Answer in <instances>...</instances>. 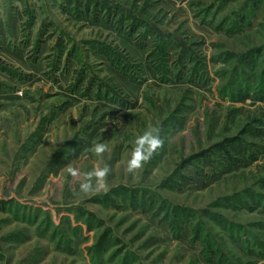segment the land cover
Returning a JSON list of instances; mask_svg holds the SVG:
<instances>
[{
  "label": "rangeland",
  "instance_id": "obj_1",
  "mask_svg": "<svg viewBox=\"0 0 264 264\" xmlns=\"http://www.w3.org/2000/svg\"><path fill=\"white\" fill-rule=\"evenodd\" d=\"M263 70L264 0H0V264H264Z\"/></svg>",
  "mask_w": 264,
  "mask_h": 264
},
{
  "label": "clouds",
  "instance_id": "obj_2",
  "mask_svg": "<svg viewBox=\"0 0 264 264\" xmlns=\"http://www.w3.org/2000/svg\"><path fill=\"white\" fill-rule=\"evenodd\" d=\"M163 143L158 128H150L145 130L142 135H138L134 140V147L127 160L125 172L134 174L137 170L142 169L163 146ZM107 150L108 147L105 143H96L92 147V152L98 157H101ZM66 170L74 181H79L81 193L88 195L108 191L107 177L111 172L109 166L100 167L97 165L90 171L81 173L78 167L70 163L66 166Z\"/></svg>",
  "mask_w": 264,
  "mask_h": 264
},
{
  "label": "trees",
  "instance_id": "obj_3",
  "mask_svg": "<svg viewBox=\"0 0 264 264\" xmlns=\"http://www.w3.org/2000/svg\"><path fill=\"white\" fill-rule=\"evenodd\" d=\"M241 20H242V22H245V19H244V17L243 18H241ZM241 22V23H242ZM239 25V29H237L235 32H237L238 30H241L242 29V27H243V24H238ZM232 33H233V30H232ZM257 55H255V54H250V55H248L247 57H246V59H245V62H244V64L247 62V67H249V66H254L255 64H256V61H258V59L259 58H261V54H262V49H257V50H255L254 51ZM261 75L263 76L264 75V70L261 72ZM260 75V76H261ZM261 89H263L264 88V80H263V78H262V80H261ZM261 100H264V98L263 99H261ZM170 225L171 226H173V223L172 222H170Z\"/></svg>",
  "mask_w": 264,
  "mask_h": 264
}]
</instances>
